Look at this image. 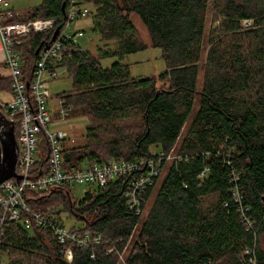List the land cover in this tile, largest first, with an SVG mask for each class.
<instances>
[{"label": "trees", "instance_id": "trees-1", "mask_svg": "<svg viewBox=\"0 0 264 264\" xmlns=\"http://www.w3.org/2000/svg\"><path fill=\"white\" fill-rule=\"evenodd\" d=\"M81 1L94 7L89 15L93 32L116 44L96 52L75 48L64 63L72 88L61 96L72 107L70 113L89 119L83 144L67 146L68 136L63 141L66 166L149 157L153 145L169 156L197 95L199 106L176 157L163 163L168 168L155 195L159 178L147 190L142 212L127 205L124 178L107 186L92 185L80 199L68 188L28 189L25 198L32 208L69 211L82 223V233L104 238L98 244L75 246L68 263L49 229L23 230L12 223L1 238L0 257L8 264H251L246 250L252 249L264 264V0H213L200 87L210 0ZM69 2L42 0L25 15L14 10L12 21H62L63 4ZM132 13L145 24L150 45L140 38ZM245 20L252 23L244 25ZM50 38L49 32L23 38L28 80L38 47ZM149 46L162 50L167 69L159 75L132 76L125 57ZM104 58L115 61L104 67ZM1 91L12 93L8 75L0 77ZM131 117H140V124H121ZM39 137L33 172L42 174L48 169L49 139L45 133ZM245 216L253 227L246 226Z\"/></svg>", "mask_w": 264, "mask_h": 264}, {"label": "built area", "instance_id": "built-area-1", "mask_svg": "<svg viewBox=\"0 0 264 264\" xmlns=\"http://www.w3.org/2000/svg\"><path fill=\"white\" fill-rule=\"evenodd\" d=\"M10 1L0 0V65L11 78L12 93L11 99H0V111L9 122L15 125L19 123L16 137L18 160L17 176L0 185V241L12 223H16L23 230L44 227L51 231L61 246L63 258L70 263L75 246L98 244L104 236L100 233H82L78 225L66 227L58 213L59 207L46 212L36 210L25 198V192L28 189L48 191L57 187L68 188L72 192L76 185L107 186L113 180L124 178L126 182L123 196L126 203L140 213L147 190L160 177L163 163L170 156L163 150H158L156 153L152 152V156L135 160L108 158L92 165L66 166L62 144L68 134L62 130L51 131L49 123L66 119L72 107L66 105L61 94L57 97V104H53L50 87L52 81L58 79L63 72H68L65 61L69 60L75 48L81 47L78 40L85 32L83 29H73L72 24L88 17L91 9L81 0H70L65 7L62 21L58 17L12 21L17 13L9 6ZM251 23L249 20L244 21V25ZM59 26L58 34L52 40ZM42 32L51 33V38L46 43L43 42L38 53L36 52L37 59L28 80L23 38L31 33ZM41 133H45L49 139L48 169L47 172L38 174L33 172V165L38 160ZM238 194L236 192L237 196ZM243 220L248 228L253 227L251 218L245 216ZM246 253L251 255V264H261L252 249L246 250ZM8 263V260L0 257V264Z\"/></svg>", "mask_w": 264, "mask_h": 264}, {"label": "rangeland", "instance_id": "rangeland-1", "mask_svg": "<svg viewBox=\"0 0 264 264\" xmlns=\"http://www.w3.org/2000/svg\"><path fill=\"white\" fill-rule=\"evenodd\" d=\"M42 0H11L10 1V7L19 12L22 15L27 14L29 11H31L33 8L38 6L41 3ZM89 8L94 10V7L89 4ZM212 14H213V0H210L209 8H208V16H207V30H206V35H205V41H204V51L202 54V63H201V68L198 76V87L201 86L202 84V79H203V63L206 59L207 55V50L209 48L208 45V32L211 28V25L213 24L212 21ZM131 20L133 21L135 27L137 28L138 34L140 38L143 40V42L147 44H151L150 41V35L147 31V28L143 21L140 19V17L136 13H132L130 15ZM73 29H83L85 32V35L78 40V44L83 48V49H88L91 50L92 52H96L97 48L99 47H104L106 49L107 47H114L116 44L115 40H102L100 39L99 35L93 32V19L92 16H88L83 19H79L75 21L72 24ZM115 61V58H104L102 59V65L104 67L110 66L113 62ZM125 63L130 64L131 68V74L134 77H146V76H154V75H159L163 71L167 69L166 62L162 56V50L157 47L149 46L147 49L139 51L137 53H133L130 55H127L124 60ZM8 75V72L0 65V77L6 78ZM160 85L162 84L161 81L158 82ZM72 88V78L71 76L68 75V72H63L58 79L54 80L51 82V93L53 94V104H57V97ZM0 99H3L4 101H7L11 99V93L6 92V91H1L0 92ZM199 106V95L196 96V103L194 104L192 114L194 111L198 108ZM192 114L188 121L186 122L184 129L182 130V133L180 135V139L173 148L172 152L173 154L169 155L170 159L167 161H171L174 157L177 155V149L180 145V141L182 137L185 135L187 131V127L189 124V121L192 117ZM57 116V115H56ZM141 122L140 117H131L127 118L124 121H122L121 124L128 125V126H133L134 128L139 125ZM89 124V119L87 116L78 114V112L75 113H70V115L66 119H61V120H55L51 121L49 123V129L51 131H57V130H62L65 131L68 134V137L65 141L67 146H78L81 145L85 142V132H86V126ZM159 150V148L155 145L151 146V152L156 153ZM167 163V164H168ZM167 164L166 166L162 169L161 175L158 180V184L154 189V194L155 195L157 191V187L159 186L160 182L163 180L166 172H167ZM90 186L92 185H86V184H81V185H76L72 188V193L75 197L77 198H82L85 194V190L89 189ZM152 198L149 200L144 214L142 215V219L145 217V214L150 207L152 203ZM210 202H207L205 206L209 205ZM61 217L66 225V227L70 228L72 226L76 225H81L82 223L76 219L74 215H72L69 211H64L61 213ZM141 226L139 224L138 228ZM136 233L132 235L130 245L128 247V250L131 247V243L133 239L135 238ZM260 246L261 249L264 250V235L261 236L260 239ZM127 250V251H128ZM123 254L121 256V260L125 258ZM5 259V258H4ZM8 260V259H6ZM122 262V261H121Z\"/></svg>", "mask_w": 264, "mask_h": 264}, {"label": "water", "instance_id": "water-1", "mask_svg": "<svg viewBox=\"0 0 264 264\" xmlns=\"http://www.w3.org/2000/svg\"><path fill=\"white\" fill-rule=\"evenodd\" d=\"M63 12H65V4H63ZM60 26L56 29L53 39L58 34ZM41 46L37 49V53ZM18 160V144L15 134V124L9 122L0 111V185L17 176L16 164ZM264 199V197H263Z\"/></svg>", "mask_w": 264, "mask_h": 264}, {"label": "bare ground", "instance_id": "bare-ground-1", "mask_svg": "<svg viewBox=\"0 0 264 264\" xmlns=\"http://www.w3.org/2000/svg\"><path fill=\"white\" fill-rule=\"evenodd\" d=\"M36 172V171H35Z\"/></svg>", "mask_w": 264, "mask_h": 264}]
</instances>
